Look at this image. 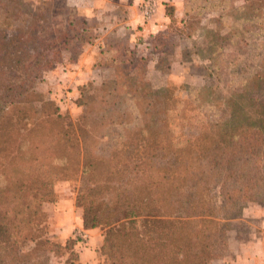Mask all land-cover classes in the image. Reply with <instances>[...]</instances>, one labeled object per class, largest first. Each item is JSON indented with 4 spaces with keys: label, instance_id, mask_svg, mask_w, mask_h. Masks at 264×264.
Segmentation results:
<instances>
[{
    "label": "trees",
    "instance_id": "1",
    "mask_svg": "<svg viewBox=\"0 0 264 264\" xmlns=\"http://www.w3.org/2000/svg\"><path fill=\"white\" fill-rule=\"evenodd\" d=\"M171 8L166 12L169 16H173ZM4 11L8 29L0 31V63L31 67H20L24 80L14 74L12 80L0 77V171L5 173L8 167L12 171L10 182L0 190V264L45 263V249L56 245L39 239L35 224L39 205L54 181L77 177L82 181L77 202L84 209V228H105L99 251L113 264H209L226 243L210 197L213 185H221L227 203L264 199L262 105L259 117L246 119L237 111L241 104L231 99L230 117L204 124L198 134L188 133L182 131L185 122L173 126L177 117L180 121L186 117L179 115L169 88L160 106L152 109V102H144L140 118L124 117L117 108L116 116L106 118L99 102L106 96L111 103L107 96L119 95L127 85L124 78L130 76L122 78L119 70L89 100L82 90L79 103L84 111L74 131L56 103L42 98L34 84L42 70L62 62L73 44L89 42L91 33L82 28L62 38H41L35 31L42 14H33L29 22L16 27L17 20H24L22 10L17 5ZM10 29L18 32L9 34ZM18 40H38L41 51L12 55L15 50L9 45ZM119 48L105 41L104 49L94 53L93 67L118 68L128 61L132 51ZM25 80L32 83L27 86ZM102 124L133 126L115 138L120 147L99 152L90 140L97 134L96 125ZM176 128L182 133L173 143ZM26 152L31 159L28 165L19 161ZM27 241L35 245L25 251L22 245Z\"/></svg>",
    "mask_w": 264,
    "mask_h": 264
},
{
    "label": "rangeland",
    "instance_id": "2",
    "mask_svg": "<svg viewBox=\"0 0 264 264\" xmlns=\"http://www.w3.org/2000/svg\"><path fill=\"white\" fill-rule=\"evenodd\" d=\"M147 1H151V9L146 13L144 2ZM17 5L24 13L21 16L24 20H17L16 27L20 22H29L33 14H42L43 19L37 24L39 30L35 31L41 38H62L82 28L92 35L89 42L73 44L64 52L62 62L47 70L40 69L42 76L34 84L42 98L56 103L58 113L74 131H77L76 120L84 111L79 103L82 90L89 100L102 92L101 84L111 82L119 70L122 78L124 74L130 76L124 78L127 85L119 95L107 96L111 103L106 96L99 100L100 113L106 118L117 115L114 108L124 117L131 114L140 118L145 103L152 102V109L160 106L165 89L169 88L177 99L179 115L186 117L184 121L177 117L173 126L185 122L183 132L198 134L204 124L230 117L231 99L241 104L237 111L243 118L259 117L264 112V0H0L1 32L8 29L4 10ZM169 8L173 16L167 15ZM129 22L139 24L132 26ZM14 30L10 29L9 34ZM15 31L16 34L18 30ZM105 41L120 46L121 50H131L129 60L118 68L102 69H95L91 61H85L82 71L86 73H73L76 78H71L69 68H76L81 51L89 49L98 53L104 49ZM11 47L15 50L12 55L24 52L33 55L42 46L38 40L22 43L18 40ZM21 66L31 67V64L0 63V77L12 80L14 74L24 80L23 72L19 71ZM42 67L41 64L39 68ZM55 69L57 73L51 74ZM25 83L28 86L32 82L25 80ZM134 88H137L135 92ZM22 106L29 108L27 104ZM16 119L17 116L13 123ZM105 125H96L97 134L90 140H94L99 152L120 147L115 138L133 126ZM181 133L176 128L173 143L178 142ZM80 146L82 149L83 145ZM28 157L26 152L19 161L28 165L31 162ZM11 173L10 167L5 173L0 171V190L10 182ZM81 185L80 177L54 181L39 205L35 220L39 239L56 245L52 250L45 249L44 264H113L99 251L105 228H84V209L77 202ZM210 197L226 241L215 252L209 263L212 264L230 258L235 246L252 235H264V199L227 203L220 184L213 185ZM80 222L82 229L78 227ZM88 230H95L98 236H91ZM68 240L72 243L66 247ZM34 245L27 241L22 247L27 251ZM81 253L87 261L81 260Z\"/></svg>",
    "mask_w": 264,
    "mask_h": 264
},
{
    "label": "crops",
    "instance_id": "3",
    "mask_svg": "<svg viewBox=\"0 0 264 264\" xmlns=\"http://www.w3.org/2000/svg\"><path fill=\"white\" fill-rule=\"evenodd\" d=\"M129 24L132 26H135L139 23L129 22ZM94 59H95V55L94 53H91L89 49L81 51L80 58L76 61V65H75L76 68L73 70V69H70L69 66H67L69 68V71H70L69 75L71 76V78L73 77L76 78V75H74L73 73H76V74L81 73L80 71L83 70L85 66V61L87 62L91 61L92 67H93ZM55 73H57V69L51 71V74H55ZM85 73L83 72V74ZM71 226H72V223H71ZM78 227L81 229L83 228V225L81 222L79 223ZM87 233H89L91 236L93 235L98 236V233H96L95 230H88ZM246 241L241 242L240 244L235 246L234 254H232L230 258L228 259L223 258L220 260H216V261H213L212 264H264V235L262 236L252 235ZM81 254H82L81 260L82 261L86 260L83 257V253Z\"/></svg>",
    "mask_w": 264,
    "mask_h": 264
},
{
    "label": "built area",
    "instance_id": "4",
    "mask_svg": "<svg viewBox=\"0 0 264 264\" xmlns=\"http://www.w3.org/2000/svg\"><path fill=\"white\" fill-rule=\"evenodd\" d=\"M150 2H151V1H150ZM150 2H149V1L144 2L145 12H146V13L149 12L150 9H151V7H150Z\"/></svg>",
    "mask_w": 264,
    "mask_h": 264
}]
</instances>
